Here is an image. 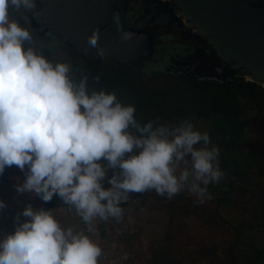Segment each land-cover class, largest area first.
<instances>
[{
	"label": "clouds",
	"instance_id": "9594fccd",
	"mask_svg": "<svg viewBox=\"0 0 264 264\" xmlns=\"http://www.w3.org/2000/svg\"><path fill=\"white\" fill-rule=\"evenodd\" d=\"M35 7V0H0V175L16 166L26 177L20 194L44 202L58 196L85 228L64 227L53 210L29 204L14 232L0 236V264H99L94 218L119 221L130 193L153 190L172 199L187 189L211 199L207 186L225 175L220 151L188 119L141 125L135 106L115 91L90 90L87 77L73 79L69 63L30 46L32 33L10 10ZM97 42L94 32L88 44ZM109 169L118 171L108 177Z\"/></svg>",
	"mask_w": 264,
	"mask_h": 264
},
{
	"label": "rangeland",
	"instance_id": "374dc122",
	"mask_svg": "<svg viewBox=\"0 0 264 264\" xmlns=\"http://www.w3.org/2000/svg\"><path fill=\"white\" fill-rule=\"evenodd\" d=\"M208 83L183 81L139 91L137 86L123 82L117 93L121 102L135 106V118L141 125L157 117L160 124L168 126L188 119L197 130L207 131L211 144L216 145V121L197 119L207 107V101L201 99L216 92ZM231 89L222 86L219 91L225 94ZM255 114L247 108L242 119L251 121ZM258 121L263 123L257 128L258 135L264 138V118ZM224 156L220 151L219 164ZM100 163L106 165L107 161ZM114 171L118 170L109 169L108 177ZM224 173L219 183L207 186L211 199L187 189L172 199L153 190L130 193L121 203L124 212L119 221L94 218L95 234L90 235L103 249L99 264H264V170L253 167L235 176ZM25 178L16 166L6 167L0 175V201L6 205L0 209V236L14 232L16 216L29 204L34 209L43 208L35 194L17 191ZM227 182H231L230 192L225 197ZM104 187H110L107 179ZM52 210L62 226L85 228L58 196ZM25 219L21 216L20 223Z\"/></svg>",
	"mask_w": 264,
	"mask_h": 264
},
{
	"label": "water",
	"instance_id": "95a60500",
	"mask_svg": "<svg viewBox=\"0 0 264 264\" xmlns=\"http://www.w3.org/2000/svg\"><path fill=\"white\" fill-rule=\"evenodd\" d=\"M131 0H41V32L53 31L63 44L98 60L109 57L130 63L153 54L154 39L146 30L129 27L117 10ZM171 1L169 18L181 17L183 30L202 37L214 51L202 63L181 66L198 81L227 84L240 77L264 90V0ZM57 8V15L55 14ZM168 11V10H167ZM36 29V28H35ZM174 29L182 30L175 26ZM96 32V47L88 38Z\"/></svg>",
	"mask_w": 264,
	"mask_h": 264
},
{
	"label": "flooded vegetation",
	"instance_id": "af4514ba",
	"mask_svg": "<svg viewBox=\"0 0 264 264\" xmlns=\"http://www.w3.org/2000/svg\"><path fill=\"white\" fill-rule=\"evenodd\" d=\"M35 4L36 7L32 10H10L11 18L32 33L30 46L42 51L54 62L69 63L73 79L78 82L80 78L87 77L90 90L115 91L120 100L117 90L123 82L137 86L139 91L183 81L209 82L194 79L192 75L186 74L187 70L181 66L183 63H191L192 66L198 61L203 63L214 51L205 39L192 38L191 34L183 30L181 17L169 18L173 8L171 1L131 0L125 10H117L116 14L120 15L129 27L146 30L154 39L152 56L141 57L130 63L118 62L109 57L93 60L63 44L59 34L50 30L41 32L43 20L37 14L42 8L41 0H35ZM54 11L57 15V8ZM175 26L181 27L182 30L174 29ZM96 78H99L98 81Z\"/></svg>",
	"mask_w": 264,
	"mask_h": 264
},
{
	"label": "trees",
	"instance_id": "16d2710c",
	"mask_svg": "<svg viewBox=\"0 0 264 264\" xmlns=\"http://www.w3.org/2000/svg\"><path fill=\"white\" fill-rule=\"evenodd\" d=\"M243 80L240 78L229 84L209 82L208 84L212 85L216 92L211 97L201 99L207 101V107L197 117V119L209 118L216 121L217 130L213 139L215 146L219 145V151L225 155L220 168L233 176L237 172L253 167L264 170V138H260L257 129L263 124L258 120L264 118V90L255 83ZM222 86H229L232 89L223 94L219 91ZM247 108L255 111V119L251 121L242 119ZM230 184L231 182L224 184L225 197L230 192ZM56 199L57 196H54L50 202L42 201L43 208L52 210Z\"/></svg>",
	"mask_w": 264,
	"mask_h": 264
}]
</instances>
